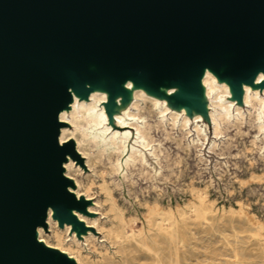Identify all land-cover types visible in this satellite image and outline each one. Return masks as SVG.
Segmentation results:
<instances>
[{
    "label": "water",
    "instance_id": "water-1",
    "mask_svg": "<svg viewBox=\"0 0 264 264\" xmlns=\"http://www.w3.org/2000/svg\"><path fill=\"white\" fill-rule=\"evenodd\" d=\"M205 69L234 94L254 85L264 0H0V264H76L36 238L50 209L86 231L74 212L91 202L64 174L83 159L59 140L72 91L86 100L107 84L109 105L132 80L200 106Z\"/></svg>",
    "mask_w": 264,
    "mask_h": 264
},
{
    "label": "rangeland",
    "instance_id": "rangeland-1",
    "mask_svg": "<svg viewBox=\"0 0 264 264\" xmlns=\"http://www.w3.org/2000/svg\"><path fill=\"white\" fill-rule=\"evenodd\" d=\"M101 89L108 93L107 102L101 104L106 108L110 101L107 84ZM141 89L136 84L124 90L120 99L107 106V119L91 130L93 136L101 135V145L109 150L112 149L110 138L114 134L119 140L127 139V149L120 159L122 166L132 149L136 148L146 156L152 169L149 168L142 176L130 171L131 177L119 178L118 184L109 176L102 178L86 170L82 179L87 176L92 179L94 186L91 204L97 203L94 205L97 213L88 215L90 219L97 221L99 226H110L113 222V213L109 211L112 204L127 221L140 222L145 221L148 208L157 203L165 213L172 211L178 216L183 213L195 215V210H204V216L198 220L201 227L194 237L196 251L203 253L196 264H264V131L248 124L249 115L245 110L247 124L235 126L226 137L216 139L213 136L210 112L216 116L217 112L211 100L206 97V90L201 89L198 95L203 104L192 108L179 102L176 96L145 88L143 91L147 96L159 100L160 110L168 107L170 112L183 116L182 108L186 107L190 118L191 133L188 135L180 131L181 121L175 130L171 129L169 114L152 118L162 124V129L151 131V137L159 141L164 153L158 159L157 155L151 156L153 150L145 149V143L130 128V124H141L148 116L138 114L139 111L133 108L136 101L134 94ZM255 89L261 90V87ZM243 95V92H232V98L225 96L224 100H233L243 107ZM141 105L143 107L144 103L141 102ZM134 112L138 114V120L130 118ZM231 113L235 121L238 117L235 108ZM197 115L201 118L198 124L205 137L194 131V118ZM260 125H264V117ZM106 129L108 132L104 133ZM216 142L220 146L213 150ZM82 224L86 228L85 232L79 227L73 231L77 232L79 249L91 264H98L100 254L82 237L88 232L96 236L99 250L106 249L111 255L115 253V246L105 240L103 234L98 233L94 227ZM72 232L64 235L67 246L65 250L68 253L61 252L68 257L74 253L73 248H77ZM49 241L54 244V240ZM70 259L74 258L71 256Z\"/></svg>",
    "mask_w": 264,
    "mask_h": 264
},
{
    "label": "bare ground",
    "instance_id": "bare-ground-1",
    "mask_svg": "<svg viewBox=\"0 0 264 264\" xmlns=\"http://www.w3.org/2000/svg\"><path fill=\"white\" fill-rule=\"evenodd\" d=\"M201 82L206 89V97L211 100L212 106L217 112V116L210 112L213 136L216 139L226 137L235 126L246 125L245 110L249 115L248 124L257 126L260 131H264V125H260V121L264 117V89L256 90L253 88V86L258 87L264 82V73H259L256 76L253 86L243 85V107L239 106L237 102L234 103L233 100H224L225 96L232 98L231 88L226 82H221L209 69L204 70ZM133 84L134 82L129 80L124 85L127 89H131ZM176 91L177 88L167 90L169 95H173ZM134 96L136 101L133 108L139 111L138 114H147L148 116L143 119L141 124L138 122L130 124V128L145 143L143 145L145 149L153 150L151 156L157 155L160 159L164 153L159 141H155L151 137V131L162 129V124L158 119L153 121L152 118L169 114L171 129L175 130L178 122L181 121L180 131L186 135L191 133L189 129L190 118L185 110H183V116L177 112H170L168 107L160 110L159 105L161 103L159 100L147 96L143 90L136 91ZM72 98L73 101L69 109L66 108L60 115L61 123L66 126L61 129L59 140L61 145L68 141H74L76 151L83 159V165L70 157L64 164V174L66 178L73 181L75 186V189L70 188V191L78 199L84 198L89 202L93 200L94 183L92 179L89 176L82 179L86 170L93 171L94 174L100 175L102 178L109 176L114 183L118 184L119 178L128 179L131 177L130 171L138 172L142 176L149 168L152 169L146 156L136 148L132 149L124 165H121L120 159L127 149L126 138L119 140L114 134L110 138L112 149L109 150L101 145V135L93 136L92 127H99L101 122L108 117L106 108L101 106L108 100L106 93L94 88L88 99L81 100L78 94L72 91ZM141 102L144 103L143 107ZM234 108L238 114L235 121L231 113ZM98 112L100 113L96 115ZM138 114L131 113L130 118L138 120L136 119ZM200 120L199 115L195 116L194 131L199 136L205 137L198 124ZM106 132L108 129L104 131V133ZM156 142L157 144H155ZM219 146L220 144L216 142L212 149L215 150ZM108 195L109 200L112 201L109 193ZM94 205L97 203L91 204L87 208V214L74 212V215L79 222L86 224L87 227L96 228L98 233L103 234L105 240L115 246V253L111 255L106 249H98L96 236L91 232L82 236L92 249L100 254L98 264H196L198 259L203 256V253L197 252L195 249L194 237L199 226L201 227L198 220L200 221L204 216V210H195V215L183 213L178 216L172 211L165 213L157 203L148 208L145 221L140 222L139 220L127 221L112 204L109 211L113 213L111 216L113 222L110 226H99L97 221L94 222L88 216L97 213ZM54 215L55 213L50 209L46 218V228H38L36 238L39 243H43L48 248L67 252L64 235L72 232L74 226L65 224L60 227L59 222L54 219ZM72 233L77 248H73V254L69 252V258L72 256L76 264H91L78 247L80 242L77 239V232L73 231ZM49 239L54 240V244Z\"/></svg>",
    "mask_w": 264,
    "mask_h": 264
}]
</instances>
